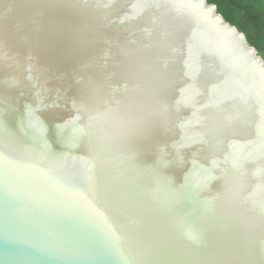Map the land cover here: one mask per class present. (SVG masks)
Returning <instances> with one entry per match:
<instances>
[{
	"label": "water",
	"instance_id": "1",
	"mask_svg": "<svg viewBox=\"0 0 264 264\" xmlns=\"http://www.w3.org/2000/svg\"><path fill=\"white\" fill-rule=\"evenodd\" d=\"M0 264H264V58L207 0H0Z\"/></svg>",
	"mask_w": 264,
	"mask_h": 264
},
{
	"label": "trees",
	"instance_id": "2",
	"mask_svg": "<svg viewBox=\"0 0 264 264\" xmlns=\"http://www.w3.org/2000/svg\"><path fill=\"white\" fill-rule=\"evenodd\" d=\"M231 24L238 27L264 58V0H207Z\"/></svg>",
	"mask_w": 264,
	"mask_h": 264
},
{
	"label": "rangeland",
	"instance_id": "3",
	"mask_svg": "<svg viewBox=\"0 0 264 264\" xmlns=\"http://www.w3.org/2000/svg\"><path fill=\"white\" fill-rule=\"evenodd\" d=\"M238 28V27H237Z\"/></svg>",
	"mask_w": 264,
	"mask_h": 264
}]
</instances>
